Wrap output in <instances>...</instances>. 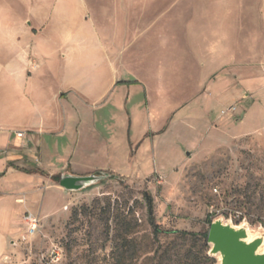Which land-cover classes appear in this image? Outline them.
<instances>
[{
	"label": "rangeland",
	"instance_id": "374dc122",
	"mask_svg": "<svg viewBox=\"0 0 264 264\" xmlns=\"http://www.w3.org/2000/svg\"><path fill=\"white\" fill-rule=\"evenodd\" d=\"M69 15V31L78 33L82 50L93 48L84 32H104L109 45L122 41L118 52L125 55L132 40L159 30L167 52L180 49L184 72L167 80L165 98L153 93L152 123L145 132L133 124L139 136L132 141L125 111L123 156L113 139L118 124L107 128L111 114H93L99 107L93 104L83 112L72 104L70 91L61 94L73 108V141L59 172L104 171L124 178L72 192L46 177L24 183L16 195L17 232L1 263L220 264L199 235L172 233L207 232L216 220L244 228L249 240L261 239L258 252L264 253V0H83ZM42 23L35 26L30 12L21 15L25 82L35 74L33 47L48 30ZM224 34L230 36L229 59L218 44ZM150 38L161 44L156 34ZM135 47L151 48L145 40ZM16 103L0 96V119ZM84 133L96 145L86 155L78 145ZM28 216L37 222L33 232L24 221ZM153 229L159 231L156 240Z\"/></svg>",
	"mask_w": 264,
	"mask_h": 264
},
{
	"label": "crops",
	"instance_id": "0c3cea01",
	"mask_svg": "<svg viewBox=\"0 0 264 264\" xmlns=\"http://www.w3.org/2000/svg\"><path fill=\"white\" fill-rule=\"evenodd\" d=\"M82 4L83 0H0V15L7 17V20L0 22V86L4 88L0 90V96H12L17 100L11 114L7 113L0 119V264L8 239L17 232V191L26 182L62 174L58 169L71 152L73 108L61 94L70 91L72 104L83 112L88 110L86 104H93L99 106L93 114H111L107 128L112 127L113 121L118 124L119 130L113 139L120 144L123 156L125 111L131 116L129 126L132 141L139 136V129L134 128L133 124L144 127L145 132L152 123L151 112L155 108L153 93L161 99L165 98L167 80L174 82L184 72L178 59L180 49L167 52L166 42L162 41L159 30L155 33L145 31L132 40L125 55L118 52L122 41H113L109 45L104 32L99 31L92 37L84 32L82 37L90 38L93 48L89 49L87 45L82 50L76 38L78 33L73 35L69 31L72 28L67 25L71 16L69 10ZM52 11L54 13L51 15ZM24 12L31 13V22L35 26L43 25L42 22L48 26L46 34L33 47L37 65L35 74L27 82L24 80L25 58L20 47L21 15ZM37 12L44 13L43 19L40 18L41 13ZM9 18L14 21H8ZM144 33L146 36H143ZM118 34L115 32L114 36L118 38ZM153 34L157 35V41H161V44L156 43V39L150 42V35ZM139 40L148 41L151 48L140 51L135 47ZM230 42L227 34L218 40L222 48L221 56L227 59L232 51ZM153 52H159L158 57L151 58ZM168 54H171L169 58ZM150 62L153 68L149 69L147 65L150 66ZM74 94L80 100H75ZM18 133H22V137H18ZM82 136L78 145L82 142L86 155L96 145L88 134ZM66 165L69 171L70 166L68 163ZM45 171L53 174L48 175ZM101 172L104 171L65 174L86 176Z\"/></svg>",
	"mask_w": 264,
	"mask_h": 264
},
{
	"label": "water",
	"instance_id": "95a60500",
	"mask_svg": "<svg viewBox=\"0 0 264 264\" xmlns=\"http://www.w3.org/2000/svg\"><path fill=\"white\" fill-rule=\"evenodd\" d=\"M59 185L67 191H80L102 179L114 177L106 172L75 176L60 174ZM148 212H152L151 198L145 195ZM248 240L247 232L242 227H232L220 220L211 222L207 228L206 241L212 246L211 254L220 256V264H264V253H259L261 239Z\"/></svg>",
	"mask_w": 264,
	"mask_h": 264
},
{
	"label": "trees",
	"instance_id": "16d2710c",
	"mask_svg": "<svg viewBox=\"0 0 264 264\" xmlns=\"http://www.w3.org/2000/svg\"><path fill=\"white\" fill-rule=\"evenodd\" d=\"M35 172H38V171H35ZM39 174L41 175L42 173L41 172H39ZM95 174H99V173H95ZM111 175H113V174H111ZM60 177H61V175L60 174H56L55 176H52L50 179L54 182V183H59V180H60ZM117 177H120V176H115L114 175V177H110V178H112V179H117ZM122 178V177H121ZM211 223V222H210ZM209 223V224H210ZM153 233H154V238H155V240L157 239V235L159 234V231L157 230V229H153ZM172 233H176V234H181V235H184V236H186V235H188V236H191V237H196V236H200L203 240H205L206 241V238H207V232H203V233H188V232H184V231H178V232H172ZM207 242V241H206Z\"/></svg>",
	"mask_w": 264,
	"mask_h": 264
},
{
	"label": "built area",
	"instance_id": "2783aa9c",
	"mask_svg": "<svg viewBox=\"0 0 264 264\" xmlns=\"http://www.w3.org/2000/svg\"><path fill=\"white\" fill-rule=\"evenodd\" d=\"M22 135H23L22 133L17 134L18 137H22ZM24 221L27 223V225H29L30 232H33L37 224L35 219L32 218L31 216H28L27 218L24 219Z\"/></svg>",
	"mask_w": 264,
	"mask_h": 264
},
{
	"label": "bare ground",
	"instance_id": "6f19581e",
	"mask_svg": "<svg viewBox=\"0 0 264 264\" xmlns=\"http://www.w3.org/2000/svg\"><path fill=\"white\" fill-rule=\"evenodd\" d=\"M247 241H250L249 239Z\"/></svg>",
	"mask_w": 264,
	"mask_h": 264
}]
</instances>
